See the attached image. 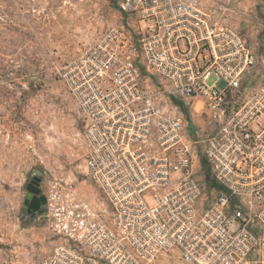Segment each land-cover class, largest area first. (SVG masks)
<instances>
[{"label":"built area","instance_id":"1","mask_svg":"<svg viewBox=\"0 0 264 264\" xmlns=\"http://www.w3.org/2000/svg\"><path fill=\"white\" fill-rule=\"evenodd\" d=\"M115 3L72 68L85 153L42 183L39 264H264V45L230 5Z\"/></svg>","mask_w":264,"mask_h":264},{"label":"rangeland","instance_id":"2","mask_svg":"<svg viewBox=\"0 0 264 264\" xmlns=\"http://www.w3.org/2000/svg\"><path fill=\"white\" fill-rule=\"evenodd\" d=\"M115 2L0 0V264H39L52 246L27 211V184L36 177L44 188L60 172L82 169L72 68L120 19ZM203 2L232 6V24L264 45V0Z\"/></svg>","mask_w":264,"mask_h":264},{"label":"water","instance_id":"3","mask_svg":"<svg viewBox=\"0 0 264 264\" xmlns=\"http://www.w3.org/2000/svg\"><path fill=\"white\" fill-rule=\"evenodd\" d=\"M40 192L41 189L37 185L35 189H31V193H34V196L29 203L28 212H33L34 214L32 216H35L38 213H42L44 210L42 206L46 203V197L44 194H40Z\"/></svg>","mask_w":264,"mask_h":264},{"label":"flooded vegetation","instance_id":"4","mask_svg":"<svg viewBox=\"0 0 264 264\" xmlns=\"http://www.w3.org/2000/svg\"><path fill=\"white\" fill-rule=\"evenodd\" d=\"M36 185L41 189V186H42V179H36V177L34 178H31L27 184V195H26V205H27V211H28V206H29V203L32 199V197L34 196V193H31V189L32 188H36ZM31 188V189H30ZM31 194V195H30ZM40 194H43L42 190L40 192ZM29 201V202H28ZM29 214L33 215L34 213L33 212H28Z\"/></svg>","mask_w":264,"mask_h":264}]
</instances>
